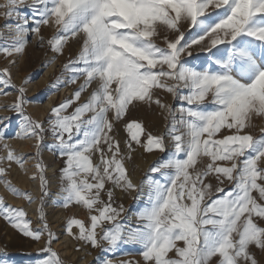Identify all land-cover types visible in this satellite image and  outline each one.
I'll return each instance as SVG.
<instances>
[{"label":"snow or ice","instance_id":"1","mask_svg":"<svg viewBox=\"0 0 264 264\" xmlns=\"http://www.w3.org/2000/svg\"><path fill=\"white\" fill-rule=\"evenodd\" d=\"M0 18V56L7 60L0 95L14 89V102L4 106L18 121L12 138L35 140L38 158L51 134L48 151L63 160L57 206L87 214V222L67 220L68 237L104 253L133 247L140 260L121 264H264V126L252 133L254 120L264 121V0H2ZM32 39L52 53L45 67L66 46H78L48 87L81 82L46 121L27 112L39 100L26 96L32 77L19 87L12 82L11 69ZM197 52L204 54L198 65ZM153 106L165 113L160 134L131 118ZM0 125V184L36 203L4 179L13 164L23 170L25 160L7 142L11 118ZM138 150L166 154L139 186L126 167ZM35 169L40 227L3 198L0 218L33 242L46 234L40 249L46 258L38 264H65L44 211L49 184L42 160ZM145 187L146 205L133 224L114 193H137L139 201Z\"/></svg>","mask_w":264,"mask_h":264},{"label":"rangeland","instance_id":"2","mask_svg":"<svg viewBox=\"0 0 264 264\" xmlns=\"http://www.w3.org/2000/svg\"><path fill=\"white\" fill-rule=\"evenodd\" d=\"M2 2V0H0ZM22 13L25 15H31L27 8L21 9ZM5 21L3 18H0V26L4 25ZM7 35V33H5ZM45 36H50L51 33L48 30H44ZM78 52V46L74 43L66 46V51L63 56H59L56 58L55 63L48 65L45 67L46 62L52 57V53L47 48H39L36 46V42L32 39V42L26 49V54L19 61L18 66L13 67L11 69L12 73V82L16 87H19L22 82L29 76L32 77V80L29 84L26 85V96L30 101H37L35 103L29 104L27 108V112L34 119H38L40 121H46L52 107L59 105L62 101L71 98L74 90L77 88L78 84L81 81H78L76 85H69L67 87H61L58 91L50 90L49 85L54 81L55 77L60 75L63 65L68 62L69 57H74V55ZM195 57H199L196 59H192L193 64H200L203 59V53H194ZM191 59V58H190ZM7 64V60H5L2 56H0V69H2ZM67 79V75L65 76ZM9 93H13L11 95H0V118L10 117L11 118V126L6 130L7 142L10 147L14 149L15 153L25 160L24 169L21 170L19 166L13 164L8 171V175L4 177L11 182V184L19 189L21 192H27L32 196V175L30 173L31 168H35V164L37 159L43 161L46 168V178L49 184V191L51 186V177H57L59 180V193L57 199L59 200L60 196V169L63 167V160L54 156L51 152L48 151V145L52 143L51 134H47V138L43 141V150L41 155L36 157V149L34 147L35 140H19L14 139L13 134L18 130L17 129V118L16 114L12 112H8L4 110V106L11 105L15 100L14 89L7 88L4 89ZM52 91H55V97L51 100L50 105V95ZM87 94L85 93L84 96ZM84 97H82L83 99ZM162 98L165 102L173 104L177 106V102L172 99L170 95L163 94ZM37 105L40 109H45V115L40 117V115L35 112L32 113V106ZM71 111V109L69 110ZM158 114H157V112ZM137 113V114H136ZM156 116V118H155ZM132 119L142 121L144 126L148 131L154 134H160L165 131V124L167 123L165 119V113L156 109L153 106L152 109H140L133 111L131 113ZM147 117V118H146ZM152 117V118H151ZM154 117V119H153ZM150 118V119H149ZM149 119V120H148ZM148 120V121H147ZM153 121V122H152ZM157 121V122H156ZM166 121V122H165ZM155 123V124H154ZM254 125L252 129V133L254 135H259V128L264 126V121L254 120ZM147 124V125H146ZM164 126L163 130L159 132L160 127ZM3 127V125H0ZM123 130V127L120 126L119 132ZM0 155H4L3 152H0ZM166 158V154L159 153H146L143 150H138L133 154L131 160L126 162V167L129 171V174L132 177L133 183L139 186L140 181L144 179L145 174L148 173V169L154 166L158 161ZM93 162H97V158L93 157ZM56 164L58 166L57 170L53 175L48 172V167ZM7 167V165H5ZM36 172V169L34 173ZM137 177V178H136ZM136 179V180H135ZM215 183V182H213ZM12 194L4 187L3 184H0V198H3L6 205H11L14 208L23 209L26 213L25 207H16L9 202V197ZM137 193H122L119 190H116L114 193V199L116 206L123 205L125 212L123 217H127V214L130 208L137 201L135 199ZM254 195H256L254 193ZM41 196V195H40ZM33 198V197H32ZM40 200V199H39ZM58 200L54 202V204L49 202V196L45 198L44 211L46 214V219L49 224L51 231L57 237H65L68 239L70 248L75 253H78V256L81 252H86L84 259H88L91 256L90 260L86 264H102L104 259H110L111 264H121L122 261L136 259L140 260L138 255L134 254V248L130 246H124L121 249H118L115 253H104L100 249H93L90 246H82L78 244L76 241L72 240L65 234V227L67 220L69 218H77L84 220L87 222L86 212L80 209L78 206H71L67 209L57 206ZM146 203H144L141 207L143 209ZM39 207V206H38ZM140 209V210H141ZM139 210V211H140ZM85 212V213H84ZM61 215V218L56 223L55 219ZM39 216V214H38ZM122 217V219H123ZM26 219L32 222L33 228H39V220L32 219L28 213ZM135 223V219L132 222ZM58 224V225H57ZM74 231H77L74 229ZM62 233V234H60ZM46 241V234L42 237L39 243L31 241L30 238L24 237L22 234L14 230L3 218H0V264H38V261L42 257L40 254V249ZM77 248H80L77 251ZM54 249V243H53ZM55 250V249H54ZM56 251V250H55ZM125 253H133L132 255H126ZM259 255V253H257ZM61 258V256H60ZM82 258V256H81ZM65 261V264H76L75 262ZM264 259V258H262Z\"/></svg>","mask_w":264,"mask_h":264},{"label":"bare ground","instance_id":"3","mask_svg":"<svg viewBox=\"0 0 264 264\" xmlns=\"http://www.w3.org/2000/svg\"><path fill=\"white\" fill-rule=\"evenodd\" d=\"M54 93H55V91H52V93L50 95L49 105H50L51 100L55 97ZM31 111H32V113L37 112L40 115V117L44 116L45 112H46L45 109L44 110L40 109L37 105L32 106ZM157 114H158V112H157ZM155 118H156V116H155ZM153 119H154V117H153ZM163 128H164V126L160 127L159 132H161L163 130ZM119 135H120L121 138H123V137L127 136V133L124 130H122L121 133L119 132ZM57 168H58V166L56 164H53V165L48 167V172L51 175H53L55 173V171L57 170ZM30 171H31L30 173L34 174L35 168L32 167ZM50 181H51V186H50V191H49V202L54 204V202L56 200H58L57 196H58V193H59V190H58L59 180H58L57 177H51ZM32 182H33L32 183L33 184L32 185V197H33L34 200H36V203L29 204L27 201H25L23 199L16 198L14 195H11L9 197V202L12 205L16 206V207H23L24 206L26 211H27V213H28V215L32 219L38 220V211H37V209H38V206H39V199H40L41 192H40V189H39V180L38 179L36 181L32 180ZM147 191H148V189H147V187H145V189H144V197H142L139 201H136L135 204H133V206L130 208V210H129L128 214H127V217H129V216L132 217V222L135 219V215L134 214L137 213L141 209V207H142V205L144 203H146ZM60 218H61V215H59L57 217V219H55L56 223L58 222V220ZM60 234H62V233H60ZM54 249L59 253L61 258H63L66 261L75 262L76 264H86L91 258V256H89L88 259H84L83 258V256H85V253H86L85 251L81 252V254L78 256V253H75L74 251L71 250L69 242H68V239L65 238V237H59V240L57 242H54ZM81 256H82V258H81Z\"/></svg>","mask_w":264,"mask_h":264}]
</instances>
